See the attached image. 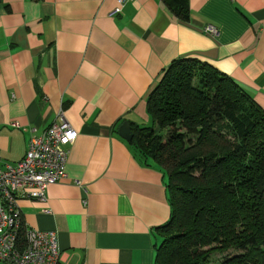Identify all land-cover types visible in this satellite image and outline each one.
<instances>
[{"label":"crops","instance_id":"0c3cea01","mask_svg":"<svg viewBox=\"0 0 264 264\" xmlns=\"http://www.w3.org/2000/svg\"><path fill=\"white\" fill-rule=\"evenodd\" d=\"M188 4L180 21L159 0H0V165L54 122L77 132L65 178L17 202L27 227L56 234L62 264H155L166 179L117 129L150 121L147 97L171 61L208 63L264 110V0Z\"/></svg>","mask_w":264,"mask_h":264},{"label":"trees","instance_id":"16d2710c","mask_svg":"<svg viewBox=\"0 0 264 264\" xmlns=\"http://www.w3.org/2000/svg\"><path fill=\"white\" fill-rule=\"evenodd\" d=\"M159 1L189 19L188 0ZM146 107L150 125L130 124L128 144L166 179L170 216L155 228V264H264V110L190 57L163 70Z\"/></svg>","mask_w":264,"mask_h":264},{"label":"built area","instance_id":"2783aa9c","mask_svg":"<svg viewBox=\"0 0 264 264\" xmlns=\"http://www.w3.org/2000/svg\"><path fill=\"white\" fill-rule=\"evenodd\" d=\"M126 1L119 0V6ZM206 32L217 34L211 26ZM76 138L68 123L54 122L41 136L29 140L21 160L0 165V264H62L56 234L27 227L17 202L19 198L44 199L47 187L65 178L68 149ZM75 184L81 187L79 181ZM81 189L87 194L85 187Z\"/></svg>","mask_w":264,"mask_h":264},{"label":"water","instance_id":"95a60500","mask_svg":"<svg viewBox=\"0 0 264 264\" xmlns=\"http://www.w3.org/2000/svg\"><path fill=\"white\" fill-rule=\"evenodd\" d=\"M118 135L125 141L130 142L132 139V133L130 125L127 121H124L117 129Z\"/></svg>","mask_w":264,"mask_h":264},{"label":"rangeland","instance_id":"374dc122","mask_svg":"<svg viewBox=\"0 0 264 264\" xmlns=\"http://www.w3.org/2000/svg\"><path fill=\"white\" fill-rule=\"evenodd\" d=\"M150 125V121H148V122H146V123H142V125L141 126H149ZM223 255H218V256H216L217 258H219V257H222Z\"/></svg>","mask_w":264,"mask_h":264}]
</instances>
